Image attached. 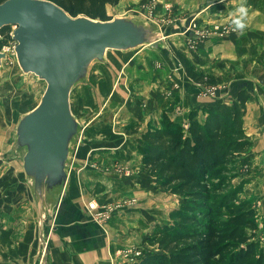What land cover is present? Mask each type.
<instances>
[{
  "label": "crops",
  "instance_id": "crops-1",
  "mask_svg": "<svg viewBox=\"0 0 264 264\" xmlns=\"http://www.w3.org/2000/svg\"><path fill=\"white\" fill-rule=\"evenodd\" d=\"M246 2L250 7V15L248 28L244 33L233 32L223 39L211 37L198 46L195 52L187 50L184 45L185 40L178 37L182 36L184 28L187 27L189 16L191 18L196 16L204 24H211L215 21L230 24L229 14L239 6L241 0H165L164 3L170 6L167 9L170 22L164 26L156 20L163 30L168 31V36L165 38L166 44L170 42L199 72L221 78V82L217 83L212 95H204L207 84H194L185 76L181 65L176 64L175 58H173L172 69L178 74L179 86L175 83V79H172L173 75L167 74L168 72L150 76L147 81L136 83L140 88H144L142 91L146 92V97H151L148 96L150 93L158 96L161 109L169 115V118L175 116L173 120L183 126L186 124L190 111H201L217 103L230 105L239 90H248L251 97L247 102L244 125L253 146L237 161L236 164L239 166L237 178L245 180L243 188L245 195L253 201H259L263 214L264 85L258 79L253 78L250 73L264 67V0H246ZM157 9L160 12L158 14L162 16L163 8ZM182 46L185 48L180 49ZM151 49L157 52L164 61L166 60L164 58H172L171 54ZM167 67L172 71L170 66ZM143 85L146 87H142ZM182 89L185 94L184 98ZM176 101L175 109L172 104ZM169 112H172L171 115ZM198 119L202 121L203 116L198 115ZM143 120L140 126L142 132L147 129L148 125L154 128L159 127L160 116H151ZM3 131H0L1 157L7 153L10 141V137L7 138V134L4 135ZM3 164L5 163L0 164V176L2 169L7 168ZM14 165L18 175L16 164ZM19 167L21 176L19 174L18 178H21V184L26 185L21 166ZM84 167L85 164H80L77 171H83ZM137 168L142 169L140 164ZM69 177L67 204L50 220L45 237L46 249L38 243L37 216L30 194L24 195L20 202L15 200L7 202L0 183V264H115L119 261L120 249L130 244L129 238L132 235L130 225L136 227V222L139 221L145 226L146 222H150V214L146 206L148 203L157 204L153 195H156L158 186L155 180L148 175L142 173V176L127 179L132 183L127 185L128 190L126 189L125 193L140 196L142 207L137 205L115 213L111 221L105 224L106 228L92 223L81 204L83 206L90 200L111 199L114 195V189H112L114 179L101 178L98 181L92 179V183L87 179L83 182L82 179L75 178L76 176L73 177L71 174ZM139 179L145 183L142 184ZM136 182H139V186H134ZM87 186H95L96 190L87 191ZM151 226L149 231L153 228ZM142 231L144 233L147 230Z\"/></svg>",
  "mask_w": 264,
  "mask_h": 264
},
{
  "label": "rangeland",
  "instance_id": "rangeland-1",
  "mask_svg": "<svg viewBox=\"0 0 264 264\" xmlns=\"http://www.w3.org/2000/svg\"><path fill=\"white\" fill-rule=\"evenodd\" d=\"M164 1L165 0H139L137 2H131V0H122L115 6L108 5L106 7V17L111 20L116 16L137 15L153 21L158 20L165 26L170 22V16L167 10L170 6L164 3ZM130 2L131 4H129ZM192 6L193 4L191 7ZM159 7L163 8L164 12L162 16L158 14L160 13L159 10H156V8ZM187 14H185V16ZM189 18L188 25L184 28L182 36L178 37L185 40V47L187 50L193 52H195L197 47L205 40L207 41L211 38H203L206 30H209L214 25L225 24L217 21L211 24H204L196 16L193 18L189 16ZM158 21H156V23ZM212 38L223 39L224 37L218 38L217 36H212ZM167 44L172 58H164L166 59L165 61L150 47H144L138 51L126 54L109 51L107 53L108 66L103 64L94 65L90 71L88 83L76 87L70 96L71 110L83 127V132L72 154V166L69 170V174L73 177L76 176L75 178L82 179L83 182L86 179L91 182L92 179L93 181L101 180V178L114 179V188H112L114 189L113 197L104 201H95L99 204H114L122 202L123 200H135L133 205L129 207L125 206L126 208H119L115 213H119L137 205L142 207V198H140V196L136 197L134 194L125 193L128 190V186L132 183L127 179L133 178L134 176H142V173H144L142 169L139 170L137 168L139 164L141 165V156L136 148V139L142 133L140 126L144 121L143 119L147 117L151 118V116H160V119L164 116H168L169 118V115L162 110L161 106L158 104L159 97L151 93L148 95L151 97H146V92L142 91L144 88H140L136 82L147 81L150 76L158 75L163 72L166 74L168 72L167 74L173 75L172 79H175V83L179 86V81L177 80L178 74L172 69L173 58L176 60L177 58L172 55L171 51L176 49L170 42ZM14 46L15 42H13L11 38L7 39L5 35L2 36V40L0 41V52L6 53L7 59L0 67V131L4 130L3 133H5L4 135L7 134V138L10 137L19 116L31 111L39 103L45 90L44 82L38 81L35 76L22 75L13 52ZM185 47L182 46L180 49ZM178 63L179 61L177 60L176 64L178 65ZM167 66H170L172 71ZM261 71H264V67ZM250 74L253 78L257 79V76L263 73L253 74L252 72ZM217 79L221 82V78ZM184 81H186V79H184ZM207 86L203 94L212 95L215 87H217V83L213 85L207 84ZM220 86L224 87L221 84ZM142 87L146 86L143 85ZM184 95L183 92V98ZM176 103L177 101L172 104L175 109L177 106ZM169 113L171 115L172 112ZM173 113L176 114L177 112ZM174 117L175 116L171 117L170 120L175 121L173 120ZM148 127L151 126L148 125L147 128ZM7 146L8 145H6V147ZM2 162L5 163L3 165L7 166V168L2 169L0 176L3 194L7 197L4 199L7 202H9V200L10 202L12 200L20 202L23 200L24 195H29L26 185L21 184V178H18L19 174L21 176V170L19 171L20 163L16 158L9 156L8 151L4 153L2 157L0 153V164ZM14 164H16L18 175L14 169ZM80 164H85V167L83 171L79 172L77 169ZM238 167L239 166L236 164L233 173H229L227 184L220 196L226 191L231 193L232 190L237 188L235 197L236 204H244L245 200L249 197L245 195L243 189L245 180L237 178ZM139 181H141L142 184L145 183V181L140 179ZM136 183L137 184L134 186H139V182ZM239 184H241L240 186L242 188L239 187ZM86 188L87 191L96 190L95 186H87ZM156 188V195L153 196L157 204L148 203L146 206L148 208V214H150V222H146L145 226L139 221L136 222V227L130 225L132 226V229L130 228L132 230V235L129 238L130 244L124 247L140 250L141 257L149 253L159 252L155 248V245H152L149 241L152 233L149 231V227L151 225L153 226L155 223L171 225L176 223L175 219L170 217V212L179 208L182 201L185 200L181 194H171L162 191L159 187ZM245 204L247 205V203ZM251 205L254 207L257 216V228L253 239L258 241L259 249H264V213H261L262 209L260 210L261 205L258 200L253 201ZM81 207L84 209L89 220L97 224L94 216L88 210L87 202L83 204V206L81 204ZM228 207L229 206L225 207L223 210V216L228 215ZM21 209L23 210L22 207ZM111 219L109 221H111ZM123 226L127 227V225ZM100 227L103 228L105 225L101 224ZM142 230L147 231L143 233Z\"/></svg>",
  "mask_w": 264,
  "mask_h": 264
},
{
  "label": "trees",
  "instance_id": "trees-1",
  "mask_svg": "<svg viewBox=\"0 0 264 264\" xmlns=\"http://www.w3.org/2000/svg\"><path fill=\"white\" fill-rule=\"evenodd\" d=\"M47 1L72 17L108 21L106 7L122 0ZM9 33L10 27L0 31L7 39ZM171 52L192 82H220L199 72L179 51ZM254 73H263L257 79L264 85V71ZM250 97L247 89H241L230 105L190 111L185 126L164 116L159 127H148L137 137L143 172L162 191L181 194L185 200L170 212L176 223L153 225L149 241L159 252L115 264H264V249L253 239L257 228L253 199L245 198L247 205L236 204L237 188L220 196L238 159L253 146L244 125ZM227 206L228 215L223 216Z\"/></svg>",
  "mask_w": 264,
  "mask_h": 264
},
{
  "label": "water",
  "instance_id": "water-1",
  "mask_svg": "<svg viewBox=\"0 0 264 264\" xmlns=\"http://www.w3.org/2000/svg\"><path fill=\"white\" fill-rule=\"evenodd\" d=\"M6 27L14 28L13 52L22 75L45 84L39 103L19 116L8 154L20 163L36 211L38 243L46 249L50 220L67 204L71 157L83 132L71 110L72 91L88 83L94 65L108 66L109 51L126 54L150 47L170 54L168 31L137 15L108 21L72 17L47 0H5L0 31ZM6 59L0 52V67Z\"/></svg>",
  "mask_w": 264,
  "mask_h": 264
},
{
  "label": "built area",
  "instance_id": "built-area-1",
  "mask_svg": "<svg viewBox=\"0 0 264 264\" xmlns=\"http://www.w3.org/2000/svg\"><path fill=\"white\" fill-rule=\"evenodd\" d=\"M11 31L9 33V37L11 38V34L14 30V28H10ZM233 33L230 28L229 23L225 24H218L212 26L209 30H206L204 39H209L210 37H218L223 38ZM135 200H123L122 202L117 203H104L99 204L98 202L91 200L87 202V207L89 212L92 213L94 216L96 223L101 226V224H106L113 216L116 210L122 207H129L133 205ZM125 207V208H126ZM123 249V248H122ZM119 260L126 261V262H134L138 260L141 257V251L135 248H124L123 250H120L119 253Z\"/></svg>",
  "mask_w": 264,
  "mask_h": 264
},
{
  "label": "clouds",
  "instance_id": "clouds-1",
  "mask_svg": "<svg viewBox=\"0 0 264 264\" xmlns=\"http://www.w3.org/2000/svg\"><path fill=\"white\" fill-rule=\"evenodd\" d=\"M249 15L250 7L247 5L246 0H241L239 6L229 14L231 31L244 33L248 28Z\"/></svg>",
  "mask_w": 264,
  "mask_h": 264
}]
</instances>
